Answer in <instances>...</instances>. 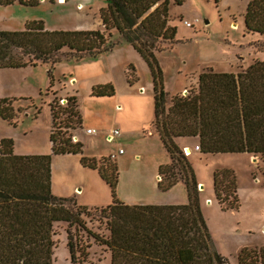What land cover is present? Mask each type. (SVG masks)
<instances>
[{
    "label": "rangeland",
    "instance_id": "rangeland-1",
    "mask_svg": "<svg viewBox=\"0 0 264 264\" xmlns=\"http://www.w3.org/2000/svg\"><path fill=\"white\" fill-rule=\"evenodd\" d=\"M250 1L169 0L170 21L177 27V34L170 41L161 39L157 57L170 95L189 93V89L196 86L200 73L209 66L219 71L241 70L254 60L264 58V34L247 28L245 13ZM105 5L107 0L0 4V30L22 28L34 18L43 20L51 29L104 30L101 9ZM186 20L192 25L186 24ZM112 40L119 42L97 54L78 58L73 56L74 50L65 47L49 61L0 69V95L12 99L15 110L12 119L0 114V142L4 137H11L17 153H51L52 103L57 107L68 106L67 98L76 96L82 123L73 130L81 137L78 139L83 143L82 153L95 157L98 162L103 163L105 158V162L117 163V195L121 200L127 203L186 202L188 193L183 182L165 190L160 185V181L166 182L174 173L180 177L179 168L185 160L176 159L172 169L161 172V166L168 161L171 163L172 156L153 125L156 112L151 68L132 42L118 33ZM17 52L23 53L22 49ZM55 58L62 59L54 62ZM98 83H113L116 94L104 98L95 96L93 87ZM156 123L154 121L157 128ZM115 125L119 126L121 134L110 140L108 134ZM88 126H97L99 132L89 133ZM176 140L194 168L202 211L215 247L230 264H239L245 247L260 249L264 246V155L203 152L196 149L194 138ZM183 143H189L191 153H187V145ZM120 147H124L125 153L111 159L110 154ZM79 157L53 154V192L86 203L89 213L83 216L88 226L108 235L107 213L102 210L106 205L101 204L114 201L112 185L103 176L104 179L79 167L82 166ZM77 167L83 179L69 178L72 188H63L67 172L73 176L74 172L78 173ZM220 168H230L236 174L238 208H224L218 199L215 171ZM76 183L86 188H73ZM69 229L80 247L78 254L83 264L110 263L107 245L98 243L77 223L57 221L54 226L55 264H73L68 245Z\"/></svg>",
    "mask_w": 264,
    "mask_h": 264
},
{
    "label": "trees",
    "instance_id": "trees-1",
    "mask_svg": "<svg viewBox=\"0 0 264 264\" xmlns=\"http://www.w3.org/2000/svg\"><path fill=\"white\" fill-rule=\"evenodd\" d=\"M16 1L41 3V0H0V4ZM101 16L104 30L51 29L37 18L23 28L0 30V69L49 61L65 47L74 50L73 56L78 58L97 54L119 42L112 40L116 32L132 42L151 68L155 122L172 156V162L162 165L161 172L172 169L176 159L185 160L179 168L181 176L174 173L166 182L160 181V185L167 189L183 180L189 201L127 203L117 195V163L105 162L104 158L99 164L95 157L83 155L82 162L99 168L114 193V201L102 208L107 213L110 233L105 235L90 228L83 216L89 213V206L79 204L75 197L57 196L52 186L53 154L83 152V143L72 131L82 123L78 99L69 96L68 106L60 108L52 103L51 153H17L11 137L0 142V264H55L57 221L77 223L98 243L107 245L110 264H229L213 247L202 211L199 182L176 138L198 136L203 152L264 155V58L238 71H219L209 66L200 73L194 89H189L187 94H173L168 104L170 94L164 85L157 52L161 49V39L170 41L177 34V27L170 21L169 0H107ZM245 18L250 31L264 34V0H251ZM61 59L55 58L54 62ZM115 92L113 83H98L93 87L97 95ZM0 114L14 118L12 99L0 95ZM237 185L234 170L215 171L216 193L224 208L240 206ZM68 245L72 263L83 264L72 229H69ZM239 261V264H264V246L245 247Z\"/></svg>",
    "mask_w": 264,
    "mask_h": 264
},
{
    "label": "crops",
    "instance_id": "crops-1",
    "mask_svg": "<svg viewBox=\"0 0 264 264\" xmlns=\"http://www.w3.org/2000/svg\"><path fill=\"white\" fill-rule=\"evenodd\" d=\"M26 25V24H25ZM23 27H25V26H23ZM22 27V28H23ZM117 33V32H116ZM118 35H119V33H118ZM2 69V68H1ZM234 71H238V70H234ZM200 76V75H199ZM199 76H198V78L197 79H199ZM197 79H196V81H197ZM116 92H117V90H116ZM116 92L114 93V94H112V95H97V94H94L95 96H98V97H101V98H104V97H112V96H114L115 94H116ZM154 95H155V88H154ZM173 94H171L170 95V98L168 99V104H171V96H172ZM155 105H156V99H155ZM155 118H156V115H155ZM154 121H155V119L153 120V125H154V127H155V129L157 130V131H159L157 128H156V126H155V124H154ZM116 126V125H115ZM114 126V127H115ZM90 127H93V128H96V131L95 132H99V129H98V127L97 126H88L87 128H90ZM116 127H119V126H116ZM110 129V128H109ZM95 132H92V133H95ZM160 132V131H159ZM90 133V132H89ZM73 134H74V137L75 138H79L80 140H81V137H79V135L73 130ZM184 137H190V138H194L195 139V141H196V143H197V145H199V137L198 136H184ZM109 138V137H108ZM178 138H180V137H178ZM178 138H176V139H178ZM182 138V137H181ZM78 139V140H79ZM183 145H187V147H190V145H189V143H183ZM196 145V146H197ZM63 155H80V157H79V159H80V161H82V156L84 155L83 153H63ZM99 163H102V161L101 162H99ZM168 163H169V161H168ZM81 165L82 166H79V167H81V168H83V169H85V170H90V171H92V173H94L95 175H97V176H101L102 177V174H101V172H100V170H99V168H95V167H91V166H88V165H85L83 162H81ZM78 173H76V172H74L75 174L73 175V176H70V174H68V172H67V179L65 180V184H66V186L65 187H63V188H72V187H70V180H68L69 178L70 179H73V178H77V179H79V180H82L83 178H82V176L80 175L81 174V172H80V169L77 167V169H75ZM103 178V177H102ZM104 179V178H103ZM183 182L184 183V185L186 186V190H187V193H188V200L185 202V200L183 201V202H176V201H163V202H155V203H159V204H161V203H187L188 201H189V192H188V188H187V185H186V183L183 181V180H179L178 182ZM73 188H79V190H81V189H83V188H86V185H81V183H76L75 184V186L73 187ZM165 190V189H164ZM80 195V194H79ZM78 194H76V196L78 197L79 196ZM113 202V201H112ZM131 203V202H130ZM79 204H86V203H79ZM109 204V203H108ZM108 204H101L102 206L103 205H108ZM96 205V204H95ZM99 206V205H98ZM213 246L215 247V243H214V240H213ZM217 247V246H216ZM215 247V248H216ZM220 253H221V251L218 249V247L216 248ZM222 254V253H221ZM223 255V254H222ZM226 257V256H225ZM227 258V257H226ZM228 259V258H227ZM239 260V259H238ZM110 264V263H109ZM229 264H230V261H229Z\"/></svg>",
    "mask_w": 264,
    "mask_h": 264
},
{
    "label": "built area",
    "instance_id": "built-area-1",
    "mask_svg": "<svg viewBox=\"0 0 264 264\" xmlns=\"http://www.w3.org/2000/svg\"><path fill=\"white\" fill-rule=\"evenodd\" d=\"M186 24L192 25V22L189 21V20H186ZM87 131L90 132V133H92V132H95L96 131V128L90 127V128H87ZM120 134H121V130L118 127H114V128H112L110 130V132L108 134V137H109L110 140H114ZM196 149H200V145H197ZM122 153H125L124 147H120L119 150H117L115 152H112L110 154V158L114 160V159L118 158V156L120 154H122Z\"/></svg>",
    "mask_w": 264,
    "mask_h": 264
},
{
    "label": "bare ground",
    "instance_id": "bare-ground-1",
    "mask_svg": "<svg viewBox=\"0 0 264 264\" xmlns=\"http://www.w3.org/2000/svg\"><path fill=\"white\" fill-rule=\"evenodd\" d=\"M60 1H66V0H60ZM191 148V147H190ZM192 152V149L188 150L187 153H191Z\"/></svg>",
    "mask_w": 264,
    "mask_h": 264
},
{
    "label": "water",
    "instance_id": "water-1",
    "mask_svg": "<svg viewBox=\"0 0 264 264\" xmlns=\"http://www.w3.org/2000/svg\"><path fill=\"white\" fill-rule=\"evenodd\" d=\"M187 150H190L191 148L190 147H187L186 148ZM255 159H257V156H255ZM203 187V185H201Z\"/></svg>",
    "mask_w": 264,
    "mask_h": 264
}]
</instances>
